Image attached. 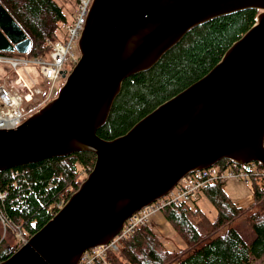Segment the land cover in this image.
Listing matches in <instances>:
<instances>
[{"label":"water","instance_id":"water-1","mask_svg":"<svg viewBox=\"0 0 264 264\" xmlns=\"http://www.w3.org/2000/svg\"><path fill=\"white\" fill-rule=\"evenodd\" d=\"M255 8L257 22L207 74L129 131H97L123 81L151 68L202 23ZM31 39L0 2V51L26 54ZM55 98L16 128H0V171L92 151L93 169L65 205L0 264H78L186 174L223 159L264 166V0H93Z\"/></svg>","mask_w":264,"mask_h":264},{"label":"trees","instance_id":"trees-1","mask_svg":"<svg viewBox=\"0 0 264 264\" xmlns=\"http://www.w3.org/2000/svg\"><path fill=\"white\" fill-rule=\"evenodd\" d=\"M0 2L32 42L26 54L0 53L46 56L49 52L47 41L57 39L58 28L68 22L58 1ZM258 14L259 10L249 8L216 17L189 30L151 68L123 81L98 135L113 139L125 134L161 103L207 74L231 45L257 22ZM95 160L94 152L81 151L0 171V187L7 191L0 199V262L18 249L13 228L21 227L28 236L38 231L53 216L50 206L60 198L69 199L93 168ZM223 161L226 159L220 162ZM251 185L253 200L247 207L235 202L219 181L204 188L201 194L217 209L211 232L252 209L247 218V224L254 232L252 241L247 242L237 229L230 227L175 264H252L255 260L264 264V182L255 178ZM197 199L192 204L166 206L161 210L166 221L186 239L187 250L204 239L197 221L202 215ZM180 255L182 252L169 250L159 234L147 224L138 226L122 240L118 249L108 253V259L110 264H169Z\"/></svg>","mask_w":264,"mask_h":264},{"label":"built area","instance_id":"built-area-1","mask_svg":"<svg viewBox=\"0 0 264 264\" xmlns=\"http://www.w3.org/2000/svg\"><path fill=\"white\" fill-rule=\"evenodd\" d=\"M77 9L71 21L58 28V38L49 39L48 54L27 57L0 53V128L11 129L22 124L29 116L49 102L62 85L65 63L75 64L78 57L74 48L78 45L93 0H76ZM203 169L194 170L184 177L165 196L141 208L123 224L120 232L107 244L87 249L78 264H110L108 253L118 249L140 225L150 223V218L166 206L192 204L204 188L214 182L227 183L230 179L264 182V166L256 161L239 163L226 160ZM90 171L92 169H89ZM7 194L0 187V199ZM67 201V200H66ZM60 198L50 206L56 214L66 203ZM4 221V220H3ZM19 246L28 242L29 236L21 227L13 228Z\"/></svg>","mask_w":264,"mask_h":264},{"label":"rangeland","instance_id":"rangeland-1","mask_svg":"<svg viewBox=\"0 0 264 264\" xmlns=\"http://www.w3.org/2000/svg\"><path fill=\"white\" fill-rule=\"evenodd\" d=\"M57 1L61 5L64 13L67 16V19L72 20L76 13L77 1L76 0H57ZM74 51L76 56L80 58L81 52L78 45L74 48ZM73 65L70 63H65L64 68H68L71 70ZM221 166L222 167L227 166L225 161L222 162ZM251 184H252V180L246 182L245 180H237L232 178L227 183L224 184L225 185L224 187L226 192L235 202H237L241 206L247 207L252 203L253 200V192H252ZM197 200H198L197 204L202 210V215L197 219V221H198L199 229L204 236V239L199 244L187 250L188 243L186 239H184L182 235L177 230H175L168 221L166 222V224L164 223L162 225L160 231H157V233L162 238L163 242L165 243L168 249L177 253L182 252V255H180L178 259L171 261L169 264H175L181 258L195 251L197 248L210 241L214 236L223 233L226 229L230 227L237 229L247 242L252 241V239L254 238V232L251 229V227L247 224V218L253 212L252 209L246 210L235 220L227 222L225 225L217 228L214 232H211L212 222L217 217V209L203 193L199 196ZM161 214L163 215L162 212H158L154 214L150 218L151 221H155V219L157 220V216L161 217ZM252 264H260V262L258 260H255L253 261Z\"/></svg>","mask_w":264,"mask_h":264},{"label":"crops","instance_id":"crops-1","mask_svg":"<svg viewBox=\"0 0 264 264\" xmlns=\"http://www.w3.org/2000/svg\"><path fill=\"white\" fill-rule=\"evenodd\" d=\"M163 217V218H161ZM161 217L157 216V220L151 221L150 225L153 227V229L157 232L161 230L162 225L165 223L166 224V219L164 215L161 214ZM170 250V249H169ZM172 251V250H171Z\"/></svg>","mask_w":264,"mask_h":264}]
</instances>
